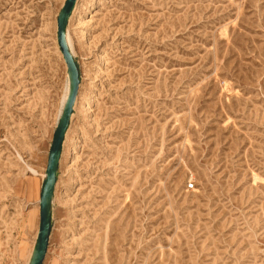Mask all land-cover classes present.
<instances>
[{"label": "rangeland", "instance_id": "374dc122", "mask_svg": "<svg viewBox=\"0 0 264 264\" xmlns=\"http://www.w3.org/2000/svg\"><path fill=\"white\" fill-rule=\"evenodd\" d=\"M65 2L0 0V264L39 230ZM78 4L44 264H264V0Z\"/></svg>", "mask_w": 264, "mask_h": 264}, {"label": "water", "instance_id": "95a60500", "mask_svg": "<svg viewBox=\"0 0 264 264\" xmlns=\"http://www.w3.org/2000/svg\"><path fill=\"white\" fill-rule=\"evenodd\" d=\"M77 0H66L58 17L57 39L61 53L68 69V93L61 111L57 127L54 131L48 163L43 177L40 195V223L39 230L28 264H44L53 220V202L59 163L61 160L65 136L71 121L75 102L81 84L80 70L78 63L73 56L67 39V28L69 20L76 7Z\"/></svg>", "mask_w": 264, "mask_h": 264}, {"label": "bare ground", "instance_id": "6f19581e", "mask_svg": "<svg viewBox=\"0 0 264 264\" xmlns=\"http://www.w3.org/2000/svg\"><path fill=\"white\" fill-rule=\"evenodd\" d=\"M79 9V4L75 7V10H74V13L73 14H76L77 13V11H79L78 10ZM67 39H68V42L70 41L69 40V36H67ZM70 43V42H69ZM67 93H68V89H67ZM66 97H67V95L65 96V99H66ZM65 101V100H64ZM64 104V103H63ZM62 111V110H61ZM61 114V113H60Z\"/></svg>", "mask_w": 264, "mask_h": 264}, {"label": "built area", "instance_id": "2783aa9c", "mask_svg": "<svg viewBox=\"0 0 264 264\" xmlns=\"http://www.w3.org/2000/svg\"><path fill=\"white\" fill-rule=\"evenodd\" d=\"M193 186H194V185H193L192 183L189 184V188H193Z\"/></svg>", "mask_w": 264, "mask_h": 264}]
</instances>
